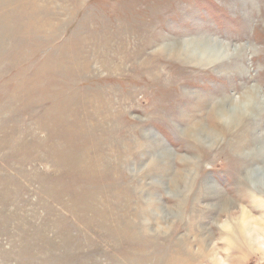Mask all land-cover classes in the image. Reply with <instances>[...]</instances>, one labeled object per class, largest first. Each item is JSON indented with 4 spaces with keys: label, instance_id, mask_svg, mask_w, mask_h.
<instances>
[{
    "label": "rangeland",
    "instance_id": "rangeland-1",
    "mask_svg": "<svg viewBox=\"0 0 264 264\" xmlns=\"http://www.w3.org/2000/svg\"><path fill=\"white\" fill-rule=\"evenodd\" d=\"M0 264H264V0H0Z\"/></svg>",
    "mask_w": 264,
    "mask_h": 264
},
{
    "label": "bare ground",
    "instance_id": "bare-ground-1",
    "mask_svg": "<svg viewBox=\"0 0 264 264\" xmlns=\"http://www.w3.org/2000/svg\"><path fill=\"white\" fill-rule=\"evenodd\" d=\"M174 40V39H173ZM176 40V39H175ZM168 44V43H167ZM176 44V43H175ZM170 45V44H169ZM171 46V45H170ZM207 47V46H206ZM210 48V47H209ZM196 50V49H195ZM174 53V52H173ZM240 101V100H239ZM246 101V100H245ZM242 102V101H241ZM241 102H239V103H241ZM245 104H246V102H244ZM238 104V103H237ZM236 104V105H237ZM237 107V106H236ZM239 110V109H238ZM237 110V111H238ZM237 111H236V108L234 109V110H231L229 113H227L226 111H224L223 110V108H221L220 109V112H219V115H220V117H222V118H224L225 120H232V118H234V117H237V116H235L236 115V113H237ZM236 119V118H235ZM198 126V125H197ZM263 172V171H262ZM261 175V174H260ZM260 180V179H259ZM258 181V180H257ZM232 204V203H231ZM233 205V204H232ZM222 207H224V208H227V209H229L228 211H230L231 209L230 208H232V207H230V203H228L227 201H223V205H222Z\"/></svg>",
    "mask_w": 264,
    "mask_h": 264
}]
</instances>
